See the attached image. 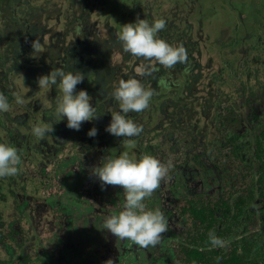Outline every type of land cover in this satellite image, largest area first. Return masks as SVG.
Segmentation results:
<instances>
[{"label": "rangeland", "instance_id": "1", "mask_svg": "<svg viewBox=\"0 0 264 264\" xmlns=\"http://www.w3.org/2000/svg\"><path fill=\"white\" fill-rule=\"evenodd\" d=\"M0 11V93L12 105L0 112V138L21 155L18 173L0 177V264H188L183 246L204 226L187 210L193 204L215 210L223 245L212 248L222 257L244 238L264 262L255 144L264 128V0H0ZM138 16L164 18L159 35L183 44L187 60L168 67L123 51L118 31ZM35 39L44 50L34 55ZM57 66L85 73L77 90H88L98 115L79 130L42 108L37 79ZM21 73L27 102L17 105ZM129 75L155 91L146 109L127 114L143 131L125 145L106 125L118 110L111 92ZM58 92L54 85L49 98ZM37 120L54 123L44 139L31 134ZM121 150L171 161L144 199L167 218L156 245L105 229L125 193L101 187L91 169Z\"/></svg>", "mask_w": 264, "mask_h": 264}, {"label": "clouds", "instance_id": "2", "mask_svg": "<svg viewBox=\"0 0 264 264\" xmlns=\"http://www.w3.org/2000/svg\"><path fill=\"white\" fill-rule=\"evenodd\" d=\"M165 26L164 18L149 20L139 16L134 21L123 23L118 31L123 51L146 61L155 59L160 65L168 67L186 61L187 51L183 44L174 45L159 35ZM32 44L34 55L44 50L40 40L35 39ZM21 75L24 83L17 80V91L14 93L17 105L27 102L24 91L25 77L22 73ZM84 78L83 71L70 70L64 66L52 68L50 73L38 77L39 90L43 93L39 97L42 108L53 109L55 122L66 119L67 127L79 130L84 121L97 117V109L91 102L92 97L88 90H77V85L82 83ZM54 85L58 87L59 92L53 101L48 92ZM154 91L155 89L146 87L137 75L122 77L111 92L113 99L118 103V110H110L111 120L106 125V130L116 137H123L122 143L125 145L131 138L139 136L143 125L127 114L146 109ZM11 107L9 97L0 93V112L10 111ZM53 128L54 123L51 120H37L31 123L30 131L39 140L52 133ZM97 132L98 128L93 126L88 130V135L95 136ZM20 162L21 155L17 147L7 139L0 138V177L16 175ZM170 166L171 161L166 164L155 155L137 154L128 150H121L116 155L108 154L101 158L99 164L92 166V173L101 182V187L109 184L121 185L125 193L121 209L106 216L105 229L110 230L119 239L135 242L139 247L156 245L161 234L167 230V218L161 209L147 208L144 199L160 186ZM209 238L214 246L223 245V240L214 232L209 233ZM105 264H114V261L109 258Z\"/></svg>", "mask_w": 264, "mask_h": 264}, {"label": "trees", "instance_id": "3", "mask_svg": "<svg viewBox=\"0 0 264 264\" xmlns=\"http://www.w3.org/2000/svg\"><path fill=\"white\" fill-rule=\"evenodd\" d=\"M256 140V157L259 163L258 179L260 182V198L262 202L261 208V224L263 222L264 231V128L260 130ZM190 214L199 220L204 226L203 230L198 234L194 246H183L185 260L188 264H264L257 256L253 255V247L256 245L248 239H241L236 242L228 256L222 257L217 249L212 248V242L209 233L214 232V227L218 221L214 209H207L205 206L193 204L188 207ZM264 233V232H263ZM264 239V235H262ZM238 244V245H237Z\"/></svg>", "mask_w": 264, "mask_h": 264}, {"label": "flooded vegetation", "instance_id": "4", "mask_svg": "<svg viewBox=\"0 0 264 264\" xmlns=\"http://www.w3.org/2000/svg\"><path fill=\"white\" fill-rule=\"evenodd\" d=\"M1 11H0V13H1ZM40 11L42 12V10H40ZM3 21H4V19H1V17H0V28L3 26ZM187 210H189L188 207H187ZM12 247L16 250V246L12 245ZM13 264H18L17 260H15Z\"/></svg>", "mask_w": 264, "mask_h": 264}]
</instances>
